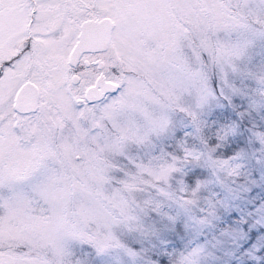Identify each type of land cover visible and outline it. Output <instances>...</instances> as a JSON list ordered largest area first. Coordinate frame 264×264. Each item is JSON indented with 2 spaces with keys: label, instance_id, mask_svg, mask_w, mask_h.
<instances>
[{
  "label": "snow or ice",
  "instance_id": "obj_1",
  "mask_svg": "<svg viewBox=\"0 0 264 264\" xmlns=\"http://www.w3.org/2000/svg\"><path fill=\"white\" fill-rule=\"evenodd\" d=\"M0 264H264V0H0Z\"/></svg>",
  "mask_w": 264,
  "mask_h": 264
}]
</instances>
